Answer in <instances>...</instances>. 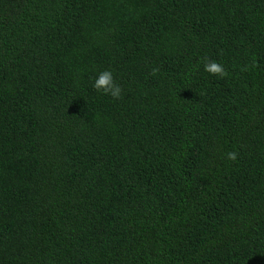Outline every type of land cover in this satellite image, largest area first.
Segmentation results:
<instances>
[{
  "label": "trees",
  "instance_id": "obj_1",
  "mask_svg": "<svg viewBox=\"0 0 264 264\" xmlns=\"http://www.w3.org/2000/svg\"><path fill=\"white\" fill-rule=\"evenodd\" d=\"M0 264H264V0H0Z\"/></svg>",
  "mask_w": 264,
  "mask_h": 264
},
{
  "label": "clouds",
  "instance_id": "obj_2",
  "mask_svg": "<svg viewBox=\"0 0 264 264\" xmlns=\"http://www.w3.org/2000/svg\"><path fill=\"white\" fill-rule=\"evenodd\" d=\"M204 69L206 72L213 74V75H218L221 78L227 75V72L225 68L223 67V65L215 61H210V60L207 61L204 64ZM158 71H159L158 68H154L152 70V75H156ZM93 87L98 92L108 94L114 99H120L122 96L123 90L120 87V85L115 82L113 74L109 70H104L99 73L98 77L94 81ZM227 158L229 160L235 161L237 159V153L229 152L227 154Z\"/></svg>",
  "mask_w": 264,
  "mask_h": 264
}]
</instances>
